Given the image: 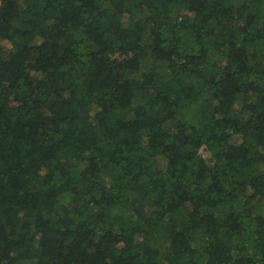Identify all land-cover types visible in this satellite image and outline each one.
Instances as JSON below:
<instances>
[{
    "label": "trees",
    "instance_id": "trees-1",
    "mask_svg": "<svg viewBox=\"0 0 264 264\" xmlns=\"http://www.w3.org/2000/svg\"><path fill=\"white\" fill-rule=\"evenodd\" d=\"M0 264H264V0H0Z\"/></svg>",
    "mask_w": 264,
    "mask_h": 264
},
{
    "label": "rangeland",
    "instance_id": "rangeland-1",
    "mask_svg": "<svg viewBox=\"0 0 264 264\" xmlns=\"http://www.w3.org/2000/svg\"><path fill=\"white\" fill-rule=\"evenodd\" d=\"M226 102L228 104H231L234 107V110L236 112H239V108L244 105L243 98L239 94H230L229 97L226 99ZM163 123L165 126H172V119L169 114H166L164 116V119L160 121V123ZM204 156L209 158L208 152H202ZM261 220V219H260Z\"/></svg>",
    "mask_w": 264,
    "mask_h": 264
}]
</instances>
